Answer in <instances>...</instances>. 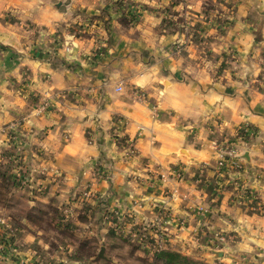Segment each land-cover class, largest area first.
<instances>
[{"label":"crops","instance_id":"obj_1","mask_svg":"<svg viewBox=\"0 0 264 264\" xmlns=\"http://www.w3.org/2000/svg\"><path fill=\"white\" fill-rule=\"evenodd\" d=\"M42 2L15 0L12 6L10 0H0V143L14 131L24 145L18 153L20 170L44 184L41 189L36 184L14 189L12 199L0 208L18 223L12 226L17 245L0 249V264H89L80 245L85 239V193L92 192L121 208L136 209L140 200L150 208L166 206L172 215L162 219V228L183 249H212L208 239L213 232L225 236L218 244L226 249L224 256L234 249L248 253L256 239L264 242V208L262 215L249 213L253 207L232 198L238 190L257 189L264 202V179L248 181L238 171L236 179L227 180L232 181L231 190L217 192L226 173L221 162L238 140L236 128L250 122L264 132V91L211 87L200 61V40L187 30L156 34L161 23L156 15L144 16L141 27L148 36L142 37L137 26L121 22L119 5L85 0L76 5L85 8V29L91 34L61 38L54 33L55 22L68 17L67 7ZM10 10L17 22L7 20ZM26 13L35 25L33 32L45 26L32 42L25 39ZM108 19L110 45L103 26ZM103 45V51H96ZM149 58L152 62L146 65ZM44 73H50L51 82L41 81ZM25 74L33 77L32 89L56 95L49 111L37 109L30 87H14ZM256 146L244 153L264 164ZM97 169L102 176L95 174ZM181 171L183 179L176 175ZM62 209L69 211L70 227L65 230L80 239L57 241L54 247L53 235L33 220L40 211V218L51 216L60 236L53 211ZM146 216L156 217L152 211ZM177 219H184L185 226ZM7 228L0 224L1 236L13 235Z\"/></svg>","mask_w":264,"mask_h":264},{"label":"rangeland","instance_id":"obj_2","mask_svg":"<svg viewBox=\"0 0 264 264\" xmlns=\"http://www.w3.org/2000/svg\"><path fill=\"white\" fill-rule=\"evenodd\" d=\"M83 1L85 0H44L42 2V4H51L55 8L67 7L68 17L55 19L58 28L54 32L55 34L61 38L65 34H73L75 38L79 39L91 34L85 29V24L88 21L87 16H85V8L76 5V3ZM104 2L106 6L119 5L124 14L121 22L126 27L129 25L137 26L136 34L138 36H148L141 27L144 16L148 14L160 18V26L155 27V30L158 31L156 34L176 32L182 34L187 30L186 34H191L197 38V43L200 40L201 44L198 50L202 53L200 61L202 69L210 74L211 87L212 85H217L216 87H247L249 89L259 88V90L264 91V0H164V2L163 0H104ZM12 3L17 5L15 0H10V4L13 6ZM194 5L197 6V10ZM12 13V10L7 11V15L9 14L6 17L7 20L17 22V16ZM25 15L27 17L25 18L26 25H23L27 27L29 33L25 39L32 42L39 31L44 30L45 26L39 27L36 24L38 29L33 32L35 25L28 17L29 13ZM108 22L109 19L105 20L103 26L108 32L109 38L106 41L110 45L112 27ZM101 40L99 39V41ZM34 43L36 44L35 41ZM106 46L97 47L96 51H103ZM16 54L18 51L15 52L14 56H17ZM151 62L152 58H149L145 64L148 65ZM3 76V73H0V78ZM25 78V80H19L20 83L16 81L14 87L17 88L20 85V87H30L29 96H31L30 98L37 109L40 110L41 107L46 106V111H49L55 103L54 96L56 95L44 92L42 89L35 91L32 89L33 77L25 74ZM51 78L50 73H44L41 81L51 82ZM234 136L238 142L236 141L228 151L230 157L222 160L227 168L233 170L221 174L220 181L217 183V192L220 195L231 190L232 181L227 180L231 177L236 179L237 174L235 175V173L238 171L242 172L238 176H243L248 181L256 178L259 181L264 179V164L260 161L261 159L257 156L253 162L252 157H248L246 152L244 153L245 150L250 153L254 150L253 147L258 145L256 146L257 150L264 154V132L261 133V130H258L252 123L245 122L236 128ZM23 148L22 141L14 131H11L4 143H0V208H4L7 202L12 199L11 195L14 194V189L29 187L32 184H36L40 189L44 186L43 183L32 181L29 173L20 170L22 161L18 153ZM183 153L188 155L185 150H182L181 154ZM95 174L102 176L99 169ZM176 175L179 179H183L185 173L181 171ZM43 176L46 175L43 174ZM177 194L178 192L175 195ZM232 198H238L241 203L253 207V209H249V213L252 211L256 215H262L264 202L259 190L256 189L250 193L245 192V190L241 193V190H238V192L232 193ZM110 200L104 194L85 193V211L83 212V216H85V239L80 246L85 249L86 263L156 264L155 258L158 253L170 251L208 264H264V242L261 239L255 240L257 243L255 249L248 253L234 249L233 252L228 250L231 253L225 254V256L226 249H220L222 246L210 241V238L208 244L212 249H190L188 247L183 249L174 239L173 233L167 235V231L162 228V219L170 218L172 215L166 206L153 205L150 208L140 200L137 203L138 206L135 207L137 211L127 205L123 208L114 206L113 201ZM259 201L262 202V208L258 207ZM199 210L197 209V211ZM205 210V208H201L200 211ZM44 211L48 212L46 209ZM150 211L156 217L146 218L147 212ZM1 213L0 218L3 219V222L0 221V224L5 228L8 227L7 229L13 234L14 228L12 226L18 223ZM43 213L40 211V214H35L39 219L36 218L37 220L34 219L33 222L53 235L52 240L56 241L54 247L58 246L57 241L69 242L80 239L65 230L70 227L67 217L68 210L53 211L54 220H58L55 224L60 225L59 227H65L61 231L57 226L59 228H56L57 231L62 234L60 236L56 235L53 230L51 216L40 218ZM177 220L180 226H185L184 219ZM15 239V234L12 236L0 235V249L13 248L17 245V242L13 243ZM102 248L105 256L103 258L99 256Z\"/></svg>","mask_w":264,"mask_h":264},{"label":"trees","instance_id":"obj_3","mask_svg":"<svg viewBox=\"0 0 264 264\" xmlns=\"http://www.w3.org/2000/svg\"><path fill=\"white\" fill-rule=\"evenodd\" d=\"M155 261L156 264H208L206 262L192 260L170 251H162L161 253H158Z\"/></svg>","mask_w":264,"mask_h":264},{"label":"built area","instance_id":"obj_4","mask_svg":"<svg viewBox=\"0 0 264 264\" xmlns=\"http://www.w3.org/2000/svg\"><path fill=\"white\" fill-rule=\"evenodd\" d=\"M67 50H69V47L67 48ZM118 90H121V88L119 87ZM46 109H47L46 106H43V107L40 108V110H43V111L46 110ZM130 152H133V149H131ZM221 165H222L223 169H224L226 172L233 170V169H231V168H227L226 165L223 164V162H221ZM229 169H230V170H229ZM179 175H180V174H179ZM176 192H177V191L174 192V195L176 194ZM247 196H249V195H247ZM200 210H201V208H200ZM0 221L3 222V219L0 218ZM209 237H210V239H209L210 241H214V243H217V244H220V243H222L223 241H225V236H224V234L221 233V232H213L212 234H210Z\"/></svg>","mask_w":264,"mask_h":264},{"label":"water","instance_id":"obj_5","mask_svg":"<svg viewBox=\"0 0 264 264\" xmlns=\"http://www.w3.org/2000/svg\"><path fill=\"white\" fill-rule=\"evenodd\" d=\"M99 256H100L101 258L105 257V256H104V249H103V248L101 249V252H100V255H99Z\"/></svg>","mask_w":264,"mask_h":264}]
</instances>
